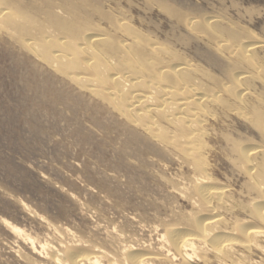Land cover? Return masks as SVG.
<instances>
[{
	"label": "bare ground",
	"instance_id": "1",
	"mask_svg": "<svg viewBox=\"0 0 264 264\" xmlns=\"http://www.w3.org/2000/svg\"><path fill=\"white\" fill-rule=\"evenodd\" d=\"M24 1L26 5L22 6L23 0H0V28L7 34L8 41H12L24 53L34 56L50 71L51 80L47 75L48 81L43 79L35 84L29 82L22 85V90L30 95L26 99L30 102L26 104L34 119L37 122L46 121V116L62 119L70 126L71 134L79 139L76 140L78 143H88L94 137L91 136L93 130L102 132L103 139H100L109 148L107 150L104 145L98 147L102 150H98L97 162L103 166V173L114 172L119 181L124 178L131 191L135 175L143 178L148 173L151 178V173L154 174L152 168L157 169L152 166L156 162L164 167L176 163L179 173L167 176L168 172L165 174L164 168L159 173L155 170L157 174L152 179H158L172 198L183 199L188 205V209H176L172 204L158 206L151 202L145 205L138 201L133 206L129 204L131 207L126 203V207L114 202V213L125 220L121 224L113 219L115 217L109 216L105 208L85 203L87 215L91 213L98 219L100 227L103 225L108 229L115 241L113 248L106 247L107 243L102 245L92 239H84L83 235L76 236L79 234L60 230L57 226H64L61 220L59 224L39 215L41 224L46 220L48 226H53L55 234L58 232L62 235V239H59L60 234L59 238L56 234L55 243L41 246L45 250L47 263L264 264V38L260 39L246 26L239 30L228 23L225 25L221 21L228 16L223 17V12L218 11L220 15L217 14L223 17L222 20L216 15L204 17L190 13V16L184 12V8L183 12L175 9L177 5L174 6V3L173 8L162 3L161 6L185 32L198 33L205 38L204 44L209 49L208 58L213 59L214 64L226 60L225 64L217 65L223 74L221 78L217 76L221 74H212L213 70L208 73L182 57V54L167 45L169 41L166 39L165 44L161 37L162 41H159V37L153 38L151 30L145 33L138 26H133L125 16L116 14L117 11L114 13L103 8L105 4L102 6L100 0ZM171 37L174 39L175 36L171 35L170 40ZM172 40L170 45H174ZM190 40L187 41L191 43L193 40ZM41 67L42 70L44 66ZM41 70L35 68L31 74ZM219 111L234 114L251 134L243 135L244 131L240 130V136L230 132L217 136L210 126L212 122L218 121ZM102 117L108 118L112 124L108 125L109 121L104 123L106 118L103 121ZM40 131V135H43V131ZM215 142L221 147L219 144L217 147ZM105 151L111 152L112 165L108 162L111 160H104ZM219 153L229 167L237 172L238 178L242 179L240 194L232 188L233 184L219 180L213 162V157L216 158ZM146 155L151 158V162ZM89 179L87 186L96 184L97 191L110 199L107 183L105 185L103 181ZM119 187L115 189L117 197L122 196L124 191L118 190ZM147 189V186H142L133 193L136 198L147 200L150 192ZM21 202L18 203L21 205ZM137 209L140 210L139 214L132 212ZM150 209H154V212L151 213ZM60 210L62 212L64 209ZM3 220L1 225L6 223L15 232H21L10 221H5V217ZM124 226H136V229H126ZM92 231L95 233L96 230ZM139 232L148 233L149 238H144ZM14 235L19 236L16 233ZM28 235L26 238L30 240ZM37 239L32 241L34 248ZM9 248L13 249L11 246ZM44 253H40L41 256ZM22 259L23 262L26 260Z\"/></svg>",
	"mask_w": 264,
	"mask_h": 264
},
{
	"label": "rangeland",
	"instance_id": "2",
	"mask_svg": "<svg viewBox=\"0 0 264 264\" xmlns=\"http://www.w3.org/2000/svg\"><path fill=\"white\" fill-rule=\"evenodd\" d=\"M100 1H102L101 2L102 6H103V4H105L103 6V8L110 9L114 13H116V11H117L118 13H116V14L125 16L129 21L131 20L130 22L133 26H135V27L138 26L137 28H139L140 30H142L145 33H147L149 30H151L152 33H150V32L149 33H150V35L153 34V35H151L153 38L158 39V37H159V41H162V39H163L164 43L166 40L169 41L168 42L169 44H167V45H169L173 50H175L179 54H182L181 55L182 57L184 56L185 59L192 61V63L195 65L197 64L198 68L201 67L200 69L205 70L208 73H210V71L213 70L211 72L212 74H215V75L221 74V76L217 75L221 78H223L222 77L223 74H222V71H220L221 68L217 65H218V63H220V66L222 64H225L226 60H220L222 63L219 61L218 63L214 64L212 62L213 59L211 60L210 58H208L207 54L209 53V51H208L209 49L206 47V44H204V42L206 41L205 38L198 33H194V32L192 33L191 32L192 33L191 34L190 31H188L189 33L185 32L184 28H182L181 26L176 24L177 21L175 20V18H173L169 13H167L166 10L161 6L162 3H166L167 5H169L172 8H173L172 5L174 3V6L177 5L176 7H174L175 9H177V10L179 9L181 12H183L182 10L184 8V12L186 14L189 13L190 16L202 15L204 17H209V15L210 16L216 15L219 19L228 16L227 18H224L225 21H224V19H223V21H221L222 23L225 22L224 23L225 25H226V23H228L231 26H233L232 28H234V29L239 28V30L241 29V27L243 29L246 26V29L253 30L257 34V36L260 37V39L264 38V0H174V1L173 0H171V1H169V0H154L155 2L153 0H131V1L130 0H123V1L122 0H110V1L100 0ZM105 1H106V3H103ZM115 1H116V3H115ZM24 2H26V1L23 0L22 6L26 5V3L24 4ZM149 2L151 3L152 6H150ZM156 2H158V3L156 4ZM146 3H149V4H147V6H146ZM159 3H161V4L159 5ZM232 5L233 6L235 5V6L233 7ZM116 6H118V7H116ZM179 6L182 9L178 8ZM192 6H194V7L191 8ZM157 7H159L160 9ZM124 8H125V12H124ZM161 8H163L162 11H161ZM128 9L130 10L129 13H128V11H129ZM186 10H187V12H186ZM197 11H198V13H197ZM204 11H205V13L201 14ZM218 11L220 13L223 12V14L221 13V15L223 17L218 16V15H220V14H218ZM165 12H166V14H165ZM214 12H215V14H214ZM162 13H163V15H162ZM190 13H192V15ZM167 14H169V15L167 16ZM169 16L171 17L170 19H169ZM171 19H172V21H171ZM231 19H232V21H231ZM233 20H236V21H233ZM228 21H231L232 23L228 22ZM146 22H148V24ZM153 24L156 27H158L159 29L157 28L158 29L157 30ZM236 24H238V25H236ZM174 25L176 28L174 27ZM141 26H142V28H141ZM178 27H180V28H178ZM169 29H172V30H169ZM175 30H177V31L175 32ZM3 31L4 30L2 28H0V264H43V263L44 264H50V263H47L48 261L46 258V253H44L45 250L42 249L41 246L46 245V244H50L51 242L55 243L56 234H57V238H59L58 234H60V233L57 232L55 234V231L54 230L52 231V229H54L53 226H48L47 223H45L46 220L42 221V224H41L42 218L40 216L47 217L48 220H51L53 222H57L59 224H61V221H62L61 225L62 226L64 225L63 227H65V228H63L61 226H57V228H59L60 230L70 231L71 233L73 232L75 235L79 234L76 236H82L83 235L84 239H89V240L92 239V241H94L96 243H99V244L102 243V245L108 244L106 247L113 248L115 241L112 239L111 235L109 234L108 229L106 228V226H103V225H101V227H100L99 221H97L98 219L96 217H94L91 213H89L90 215L89 214L87 215V212L84 209L85 203L86 204H94V205H98L99 207L105 208V210L107 211L109 216L115 217L113 219H115V221L117 223H121V224H123L125 222V220H124V218L119 217L120 216L119 214L114 213V210H113V203L114 202H119L121 204H124L125 206L128 204L127 205L128 207H131L134 204L142 201L145 205L152 202V204H157L158 206H167V205L172 204V206L176 209H188V205L185 204L183 199L172 198L169 195V192L158 181V179L156 180L155 177L152 179V177L155 175V173L157 174V172L159 173V171L160 172L164 171V170H162L164 168H165L164 173L166 174L168 172L167 176H170V175L173 176V175L179 173L180 169H179L178 165H176V163H173L171 161L172 163H170L167 167H164V166H162L161 163L159 166L158 162H156L152 166L156 167L157 169L152 168L151 171L154 172V174L151 173L152 174L151 178L148 175V173L143 178H139V177H137L138 175L137 176L135 175L134 176L135 180L137 178L139 180L140 179H142V180H140L141 181L140 182L137 179L138 181L137 180L136 181L138 183L134 180L133 191H131L127 187V184L125 183L124 178L122 179V181H119L114 172L103 173V170H102L103 166L99 165V163L97 162L99 151L102 150L101 148L99 149L98 147H101L102 145H104V142L100 139V138H102V134H103L102 132L93 130L91 136H94V137H91L92 139H90V141L88 143L87 142L86 143L85 142L80 143V141L78 143L77 141L79 139L77 140L76 136L71 134L70 126L65 121H63L62 119H56L55 116L54 117L53 116H48V117L46 116V118H45L46 121L44 120L42 122H40V121L37 122L34 119V116L32 115L31 111L27 108L26 102H30V101H28L26 99L30 95L28 96L25 93V91L22 90L24 88V87H22V85L25 86V83L28 84L29 82H30V84L31 83L35 84L36 82H40L43 79L46 80L48 78V76L51 75V74H49L50 71L47 68V66L38 62V60L34 56L24 53L23 51H21V49L18 46L13 44L12 41H8L9 40L8 36L5 33V31L4 32ZM178 31H180V32H178ZM153 32H155V33H153ZM161 32H162V34H161ZM170 32H172V33H170ZM174 32L176 35L174 34ZM168 33H170V34H168ZM155 34H157V35H155ZM165 34L167 37L165 36ZM154 35L157 37H155ZM169 35L170 36L172 35L173 37L175 36L174 37L175 40L171 37V40L173 39L172 41H173L174 45H170L172 43H170L171 40L169 38L170 37ZM178 35H179V39H178ZM195 35H196V37H195ZM182 36H183V38H182ZM190 36H192V37H190ZM198 36H199V38H197ZM160 37L162 39H160ZM201 38H203V40ZM186 39L187 40L191 39L193 41L191 42V40H190L191 43H189ZM197 39H200L201 41L197 40ZM167 41H166V43H167ZM174 42H176V43H174ZM177 42H180V44H177ZM186 45H189V46H186ZM199 46H200V48H199ZM176 49H178V50H176ZM182 52H184V53H182ZM186 54H187V56H186ZM205 57H206V59H205ZM197 58H199V59L197 60ZM205 62H206V64H205ZM198 63H199V65H198ZM41 66L42 67L44 66V67L42 68ZM40 67L42 68V70L40 69ZM35 68H38L39 70H41V71H39L41 73L38 74L39 73L38 72L36 74L35 73L31 74V72ZM45 69H46V71H45ZM213 72H216V73H213ZM42 73H44L45 75ZM40 77H41V79H40ZM49 78H50V76H49ZM33 80L34 81L36 80V81L33 82ZM50 80H51V78H50ZM46 81H48V80H46ZM218 115H219L218 121L212 122V125L210 126V129L217 136H219L225 132L226 133L230 132L231 134H233L235 136H240V135H242V132L239 133L240 130L244 131L243 135H244V133H245V135L251 134L250 132H248L249 130H247L246 127H244V124L240 120L235 118L234 114H232V113L227 114V113H224L222 111H219ZM50 117H52V118H50ZM104 118H106V117H102L103 121H104ZM55 119L58 121H55ZM232 120L234 123H232ZM47 121L49 123H47ZM106 121L107 122L109 121L108 118L105 119L104 123ZM41 123H42V125H41ZM230 123H232V124H230ZM43 124H44V126H43ZM107 124L111 125L112 123H110V121H109ZM236 124L237 125L239 124V126H237ZM233 125H234V127L235 126L236 127L233 128ZM40 129L42 131H43V129H45V131L42 132V134L44 136L40 135V133H41ZM44 132H47V133H44ZM93 133L95 135H93ZM52 135H53V137H52ZM98 138L100 140L97 141ZM60 140H62V141H60ZM99 141H100V144H99ZM91 142L94 144H92ZM77 143H78V145H77ZM215 143H216V146L218 147L219 143H217V142H215ZM69 146H70V148H69ZM77 146H79V148ZM103 147L107 148V150L109 148L108 146L106 147L105 145ZM219 147H221L220 144H219ZM105 153L106 154H104V157H105L104 160L105 159L107 161L111 160L108 162H109V164H111V163L113 164L114 161L112 160L111 152L105 151ZM88 154L91 157L88 158ZM93 154H95L94 155L95 158L92 156ZM147 157L148 156L146 155V158ZM148 159L150 160V162L152 161L150 157H148L147 160ZM81 160H83V161H81ZM216 160L218 161V163ZM213 162L215 164V168H216V172H217V176H218L219 180H222V182H224V183L226 181L227 183H231V185L233 184L232 188H234L236 190V192L240 194V192L242 190V184H241L242 179L240 177L238 178V175L236 174L237 172L233 171V169L229 167L225 158L222 157V154L219 153L216 156V158L213 157ZM69 163H73V165L71 164L72 165L71 166ZM66 164H68L69 166ZM59 169H61V170H59ZM93 169H95V171ZM159 169H161V170H159ZM66 170H68L69 172ZM72 173H73V175H72ZM81 173H82V175H81ZM83 173L88 174V175H84ZM63 174H66V175H63ZM78 176H80L81 178L83 177V179H81ZM142 176L143 175L141 174L140 177H142ZM48 177H49V179H47ZM68 177H69V179H67ZM85 177H86V179H85ZM89 178H92L94 180L96 179L98 182L103 181L105 185L107 183L106 187L108 188V190H110L108 193L110 199L104 198L105 194L97 191L96 187L94 186L96 184H90L87 186L88 180H90ZM231 179H233V180H231ZM239 180H240V183L238 184ZM68 181H69V183H68ZM149 181H150V183H149ZM232 181H234V182L232 183ZM50 182H52V184H50ZM112 183H114L115 185ZM116 184H118V185L116 186ZM142 186H147L148 187L147 190H150V192L148 191L149 193L147 195L148 196L147 200L146 199L143 200V199H140L138 197L136 198L135 194L133 193V192H136L137 188H140ZM64 187H65V190H64ZM84 187H85V190L83 189ZM117 187H119L118 190H120L121 192L124 190L122 192L123 197L122 196L117 197V194L115 193V189ZM152 187H153V189H152ZM154 187H155V190H154ZM60 190H61V192H60ZM111 191H112V193H111ZM67 192H69V193H67ZM167 193H168V195H167ZM152 194H153V196H152ZM71 196H72V198H71ZM75 197H76V199H74ZM115 197H116V199H114ZM167 197H168V199H167L168 202H166L167 200L165 201V198H167ZM59 198H61L60 199L61 201L59 200ZM62 198H64V199L62 200ZM87 198L89 200H87ZM132 198H136V199H132ZM16 200H18V201H16ZM20 200L22 202L23 201L24 202L22 203ZM86 200H87V202H84ZM75 201H77V202H75ZM88 201H89V203H88ZM18 202H21V205ZM25 203H26V205H24ZM56 203L57 204L59 203L58 204L59 206ZM110 203H112V204H110ZM28 204H29V206H27ZM40 205H41V207H40ZM80 205L82 207L83 206L84 207L82 208ZM44 206H46V209H43V208H45ZM146 207H148V206H146ZM150 207L153 208V206H150ZM29 209H30V211H29ZM35 209H37V212H35ZM60 209H62V210L64 209V210L61 212ZM80 209H81V211H80ZM25 210H27L28 212H31V210H32V212L28 214V212H26ZM53 211H55V212H53ZM134 211H136V212H134ZM130 212H131V210H130ZM132 212L139 214L140 210L139 211H138V209L132 210ZM150 212L153 213L154 209H150ZM82 213H84V214H82ZM29 215H30V217H29ZM58 215L59 216L61 215V216L58 217ZM68 215H69V217H68ZM32 216H34L35 219H37V220H35ZM54 216H55V218H54ZM4 217H5V221H7V222L10 221V224L15 225L17 228L20 229V231L22 233L21 232L18 233V231L15 232V230L11 229V226L6 225V223L4 225H1L4 223V220H3ZM93 217H94V220H93ZM95 218H96V222H95ZM53 219H55V220H53ZM56 220H58V221H56ZM68 220H69V225L67 224ZM84 220H86V221L84 222ZM91 222L93 225L91 224ZM44 227H45V229H44ZM71 227H73V228H71ZM124 227L125 228L127 227L126 229H131V230L136 229V228H134L136 226H124ZM78 228L80 231L78 230ZM91 228H94V229H91ZM98 228H101V231H100V229L98 231ZM10 230L14 231V232L12 233ZM92 230H96L95 233ZM105 230H106V232H105ZM25 231H26V235L29 234L27 237H29L31 241L26 238V235H24ZM48 231H50V232L48 233ZM53 232H54V234H53ZM80 232H82V233L80 234ZM14 233L18 234L19 236L16 235V237H15ZM30 233L32 235H30ZM141 233L142 232H139V234H141ZM39 235H40V237H39ZM142 235L144 236V238H149L148 233L144 232V233H142ZM142 235H140V236L143 237ZM32 236H34L35 238ZM44 236L46 237V239L44 238ZM51 236H53L52 237L53 241L51 239ZM84 236H86V238ZM97 236H99V237L97 238ZM24 237H25V241L27 240L26 244H25V241L23 240ZM20 238L24 242H22ZM32 238L34 240L38 238L36 240L37 242L34 241V243L36 242L34 244L35 248L32 245V241H33ZM47 239H49V240H47ZM50 239H51V241H50ZM59 239H62L61 234H60ZM27 243L29 246L27 245ZM37 243H38V245H37ZM9 246L13 247V249H10ZM19 247H21V249ZM23 251L25 253H23ZM33 251L35 253H32ZM26 252H28V253L26 254ZM37 252H39V253L37 254ZM40 253H44V254H42V256H41ZM39 255L41 256L40 259H39V257H40ZM33 257L35 258V260ZM21 258H25L26 260L23 262L24 259L21 260ZM35 261H36V263H35Z\"/></svg>",
	"mask_w": 264,
	"mask_h": 264
}]
</instances>
